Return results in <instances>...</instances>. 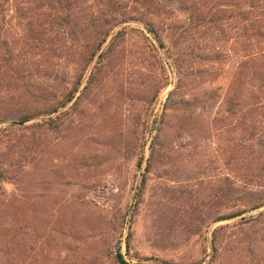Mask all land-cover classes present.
Segmentation results:
<instances>
[{
	"label": "rangeland",
	"instance_id": "1",
	"mask_svg": "<svg viewBox=\"0 0 264 264\" xmlns=\"http://www.w3.org/2000/svg\"><path fill=\"white\" fill-rule=\"evenodd\" d=\"M203 1L214 0L120 18L94 57L86 35L43 48L36 15L5 12L0 264H117V251L132 263L264 264V206L250 210L264 204V172L251 167L264 109H248L253 84L232 69L241 39L209 23Z\"/></svg>",
	"mask_w": 264,
	"mask_h": 264
},
{
	"label": "trees",
	"instance_id": "2",
	"mask_svg": "<svg viewBox=\"0 0 264 264\" xmlns=\"http://www.w3.org/2000/svg\"><path fill=\"white\" fill-rule=\"evenodd\" d=\"M164 1L169 0H0V22L5 17V12L11 9L19 16L36 15L38 41L43 48L53 43L61 44L68 38L74 42L81 35H86L85 41H89V46L94 48L92 51V57H94L111 35L117 20L126 19L127 15L136 19L134 16L138 13L145 15L166 13ZM129 2L132 4L130 8ZM201 4L206 9L205 17L211 19L209 23L227 24L234 38L241 39L242 42H235L232 48L237 53L242 52V59L241 62L238 61L236 68L232 69L237 76L244 71V75L253 84L249 92L248 109H264V0H214L211 6L204 1ZM192 10L196 12L199 8L195 7ZM138 20L145 24L149 31L155 34L159 43L164 46V41L158 36L154 24L144 19ZM215 26L219 28V25ZM123 33L124 31H120L113 35L108 48ZM105 55L106 50H102L99 61H102ZM80 86L79 81L60 105L54 109L67 106L79 91ZM259 154L260 160L256 158L251 167L256 169L258 166L257 170L264 172V144L258 145L257 155ZM142 160L139 162L140 167ZM145 184L146 175L143 174V180L137 192L138 197L142 194ZM263 206L264 204L259 203L253 205L250 210ZM243 212L248 211H239L230 217H218L216 221L235 218ZM115 260L117 264H136L126 260L120 251ZM156 260L159 264H174L160 259Z\"/></svg>",
	"mask_w": 264,
	"mask_h": 264
},
{
	"label": "built area",
	"instance_id": "3",
	"mask_svg": "<svg viewBox=\"0 0 264 264\" xmlns=\"http://www.w3.org/2000/svg\"><path fill=\"white\" fill-rule=\"evenodd\" d=\"M118 254V251L117 252H115V255H117Z\"/></svg>",
	"mask_w": 264,
	"mask_h": 264
},
{
	"label": "water",
	"instance_id": "4",
	"mask_svg": "<svg viewBox=\"0 0 264 264\" xmlns=\"http://www.w3.org/2000/svg\"><path fill=\"white\" fill-rule=\"evenodd\" d=\"M136 264H145V263H136Z\"/></svg>",
	"mask_w": 264,
	"mask_h": 264
}]
</instances>
